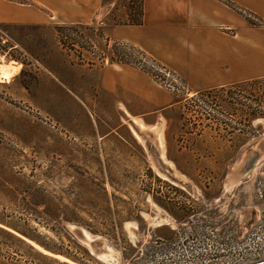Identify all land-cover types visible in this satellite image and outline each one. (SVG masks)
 <instances>
[{
	"label": "rangeland",
	"instance_id": "374dc122",
	"mask_svg": "<svg viewBox=\"0 0 264 264\" xmlns=\"http://www.w3.org/2000/svg\"><path fill=\"white\" fill-rule=\"evenodd\" d=\"M10 1L41 7L34 0ZM224 1L261 24L254 13ZM99 8L91 23L73 21L63 7H42L41 24L0 22V70L20 68L9 81L0 80V216L26 227L30 208L82 207L103 231L62 223L60 239L30 220L43 241L78 263L0 229V264L264 263V162L251 179L229 185L248 148L263 141L264 151V117L246 121L247 104L264 112V76L246 80L250 85L235 90L236 99L228 92L202 96L158 58L113 37L115 26L134 25L128 24L130 0H101ZM131 55L133 64L126 58ZM118 64L147 73L179 101L151 115L146 126L136 119L156 131L146 140L101 88L105 69ZM169 150L186 166L195 163L196 180L177 169ZM160 152L182 183L167 177ZM104 179L115 181L107 180V194ZM43 192L49 198H33Z\"/></svg>",
	"mask_w": 264,
	"mask_h": 264
},
{
	"label": "crops",
	"instance_id": "0c3cea01",
	"mask_svg": "<svg viewBox=\"0 0 264 264\" xmlns=\"http://www.w3.org/2000/svg\"><path fill=\"white\" fill-rule=\"evenodd\" d=\"M231 1L254 13L261 24L224 0H145L144 23L115 26L113 37L158 58L186 77L196 92L263 77L264 0ZM34 2L41 7L0 0V22L41 24L46 22L42 7H63L73 13V21L91 23L98 16L101 0ZM116 66L105 69L101 88L131 119L146 126L151 115H163L179 103L171 91L159 89L142 70Z\"/></svg>",
	"mask_w": 264,
	"mask_h": 264
},
{
	"label": "trees",
	"instance_id": "16d2710c",
	"mask_svg": "<svg viewBox=\"0 0 264 264\" xmlns=\"http://www.w3.org/2000/svg\"><path fill=\"white\" fill-rule=\"evenodd\" d=\"M130 7L131 9L134 8V12L132 15L133 17H131V20L128 22V24H134V25L143 24L145 21V0H130ZM68 28H70V26H57V30L59 31L66 30ZM126 58L129 60L128 61L129 63L131 62V64H133L134 60L132 59L133 58L132 55ZM111 59L113 63L114 62L128 63L122 58L116 59L115 57H112ZM253 82L257 83L258 81L253 80ZM248 85H250V82L242 81V82L231 84L229 86L211 88L205 91H201L199 93L202 96H207L210 94L214 95L220 92H228L231 94V98L236 99V96H238V94L235 93V90H244L246 86ZM247 111H248V115H247L246 121H248V123H252L257 118L264 117V112L261 109L260 105H254L253 103L247 104ZM137 148L141 153H144V148L140 144L137 145ZM168 156L175 163L179 171H181L182 173L196 180V177L193 176V170H196L195 168L196 166L194 162L189 161L190 163L188 162L187 164H189L190 166L188 167L186 166V163H183L178 158H175L174 156H172L170 153V150H169ZM157 178L161 181L160 177H157ZM107 180L108 179H104L103 181L106 194H107V188L105 184ZM108 181L114 186L115 181L113 179H109ZM39 197H42L43 200L46 198H49V196L45 192L41 193V196L35 195L33 198L37 199ZM106 202L108 203L109 201L106 200ZM26 212L27 213H24L25 215L24 221H25L26 227L18 226L10 222L6 217L0 216V229H2V231H4L6 234L17 238L24 243L28 242V240L26 239L28 238L32 240L33 242L37 243L38 245L42 246L46 250L53 252V253L61 254L78 263H82V260L80 258L72 255L69 252L64 251L63 249L50 246L48 243L43 241L41 239V235L36 233L38 231V228L31 229L29 227L30 220H33L36 223H38L40 227H45L48 230L52 231L53 233H55V235L60 237V239H61L62 233H60L58 229L63 226L62 223H74L80 226H85L91 229L95 233L103 232L101 229L94 227V225H92V223H90V221H88L85 218V216H83L84 213L89 214L88 213L89 211L86 209H83L82 207H63L62 208V207H57V206H45L42 209L30 208Z\"/></svg>",
	"mask_w": 264,
	"mask_h": 264
},
{
	"label": "water",
	"instance_id": "95a60500",
	"mask_svg": "<svg viewBox=\"0 0 264 264\" xmlns=\"http://www.w3.org/2000/svg\"><path fill=\"white\" fill-rule=\"evenodd\" d=\"M132 131L137 133L142 137L143 140H146V136L150 135V133L154 134V129L151 128H144L142 127L137 121L132 120L130 122ZM156 133V131H155ZM263 141L259 144H255L253 147L247 149V153L242 156V160L239 161L235 167L232 169V174L229 179L230 186H238L244 183L246 180L251 179L254 173L258 170V167L264 162V151L261 148ZM159 162L162 169L166 172V175L169 179L173 182H180L183 181L179 178V175L174 171L173 166L164 159L161 152L159 153ZM161 173H165L160 170ZM25 238V237H24ZM28 241L33 242L32 240L26 238ZM55 255H61L58 253H53Z\"/></svg>",
	"mask_w": 264,
	"mask_h": 264
},
{
	"label": "bare ground",
	"instance_id": "6f19581e",
	"mask_svg": "<svg viewBox=\"0 0 264 264\" xmlns=\"http://www.w3.org/2000/svg\"><path fill=\"white\" fill-rule=\"evenodd\" d=\"M19 69L20 68L16 65L14 66L12 64H6V66L2 69V71L0 70V75H1L0 77H4L5 79L10 80L12 78V76L15 75V73L17 71H19ZM142 127H144V126H142ZM262 264H264V263H262Z\"/></svg>",
	"mask_w": 264,
	"mask_h": 264
}]
</instances>
